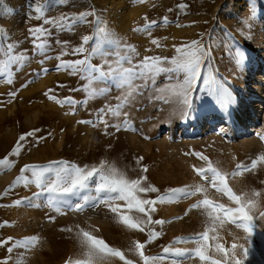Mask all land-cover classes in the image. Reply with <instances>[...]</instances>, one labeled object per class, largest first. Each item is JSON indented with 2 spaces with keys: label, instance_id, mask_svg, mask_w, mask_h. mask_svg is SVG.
Here are the masks:
<instances>
[{
  "label": "rangeland",
  "instance_id": "374dc122",
  "mask_svg": "<svg viewBox=\"0 0 264 264\" xmlns=\"http://www.w3.org/2000/svg\"><path fill=\"white\" fill-rule=\"evenodd\" d=\"M30 4L42 6L45 16L34 18ZM88 11L95 12L87 17L89 22L77 21V14ZM69 15L74 23L61 25L60 18ZM49 19L55 23L46 22ZM150 21L156 23L149 25ZM35 27L51 33L42 36L44 48L33 47L29 29ZM85 36L90 39L82 43ZM0 41V60L8 59L9 44L15 45V53H23L19 63L0 73V159L8 157L13 163L10 169L0 166V240L11 237L22 242L0 246V264L87 261L81 243L84 231L125 257L108 256L95 264H125L126 260L144 264L136 242L145 244V256L157 257L149 264H211L212 260L225 264L216 245L230 252L234 243L250 244L244 264H264V161L259 159L264 156V0H0ZM64 41L67 44L60 43ZM193 41L205 49L206 56L187 109L178 89L174 90L183 82V73L159 72L153 77L142 65L146 57H158L168 60L147 63L173 68L171 58L180 55L177 49L188 50ZM81 46L84 52L73 54ZM93 48L99 49L95 55ZM237 51L246 57L242 66L236 63ZM76 60L101 65L103 79L99 73L84 71V65L68 66ZM61 63L66 66L57 70ZM205 76L228 89L229 104H217L203 82ZM10 92L16 95L10 97ZM33 130L35 134L21 142L19 155H11L19 137ZM253 160L257 161L254 169L232 175L237 164L250 165ZM57 162L89 169L103 162L106 174L115 168L117 177L123 173L128 180L141 179V186H155L158 192L137 195L165 197L150 214L152 221L164 223H146L144 214L129 210L119 198L97 202L94 190H81L78 195L45 190L34 195L41 189L33 182L31 169L24 173L27 186L21 180L5 194L25 165L56 168ZM209 165L224 176L233 193L249 198L253 192L260 193L250 212L256 224L250 241L222 211L213 222L203 205L191 208L204 199L237 207L217 190L221 185L218 180L213 183L211 172L201 176L195 170H207ZM45 177L53 181L55 172ZM185 186L202 190L188 197L177 194L170 202L168 190ZM83 195L90 197V206L70 210L69 204L84 203ZM17 200L23 203L10 206ZM123 216L144 230L127 227L121 222ZM205 231L207 241L190 239ZM149 232L157 235L146 243ZM26 238L36 239L24 246ZM178 239L186 242L177 243ZM201 246L206 247L207 261L172 254L175 249ZM165 247L170 249L168 254ZM236 251L239 258L240 250Z\"/></svg>",
  "mask_w": 264,
  "mask_h": 264
},
{
  "label": "snow or ice",
  "instance_id": "6c2138e0",
  "mask_svg": "<svg viewBox=\"0 0 264 264\" xmlns=\"http://www.w3.org/2000/svg\"><path fill=\"white\" fill-rule=\"evenodd\" d=\"M54 2L59 3V0H54ZM29 7L33 9L36 13V16L34 18L41 19L45 16V9L42 6H34L33 4H30ZM94 16V11H88L77 14V21H83L85 23L89 22L87 21L88 16ZM98 19V18H97ZM165 21L167 18H164ZM67 21L69 26H71L74 21L72 16H62L60 18L61 25H63V22ZM48 23H55L54 20H47ZM156 22L150 21L149 25L155 24ZM29 33L32 36L33 40V47L34 48H44L46 47V44L42 42V36L46 33V29L43 27H35L29 29ZM47 35H51V33H46ZM90 37L85 36L82 38V43H87ZM41 41V42H37ZM67 44V41L60 42ZM153 43H156V41H153ZM15 45L9 44L7 45V55L8 59L0 60V73H3L6 69H10V65L14 63H19L23 58V53H15ZM0 51H3V43L0 41ZM99 51L98 48H93L92 53L95 55ZM73 54H79L84 52V48L76 47L72 50ZM177 52L180 53L178 57L171 58V63L174 65L173 68H160L156 64L149 65L147 62L149 60L151 61H167L168 58H158V57H146L145 62L142 65L143 67L148 68L152 73L153 77L156 73L159 72H168L169 75L172 73H183L184 79L183 82L180 84H177L174 86V90L178 89L179 95L183 97V104L185 108L189 109L191 107L192 101L189 99V94L192 92L194 85L201 80L202 78V65L204 62V57L206 56L205 49H203L198 42L193 41L192 44L189 46L188 50L185 49H177ZM246 57L244 54L240 51H237L235 60L238 66H242L244 63ZM43 62V61H42ZM84 65L83 70L88 73H99V79H103L105 73L102 71L101 65H91L90 63H86L84 60H76L70 62L68 66H71L73 68H76L77 66ZM66 65L64 63L57 65V70H60L64 68ZM43 71H47L44 69ZM131 71V70H128ZM143 75V73H141ZM8 83H11V80L7 81ZM203 82L207 85L210 94L214 97L217 104L219 105H227L230 103L231 97L230 93L228 92V89L223 85L217 83L214 79L210 80L208 77H203ZM16 95L15 92H10L9 96L14 97ZM51 98V97H50ZM71 103V101H68ZM186 114V113H185ZM80 123H91V121H80ZM35 130L32 132L22 134L16 145L14 146L11 155H19L20 149H21V142L24 141L28 136L34 135ZM147 138V137H146ZM261 139H264V137H261ZM198 156L200 154H197ZM142 159V158H139ZM261 161H264V156H261L259 158ZM58 167L53 168L52 165H49L47 167L42 166H34V165H25L21 169V175L16 178V180L13 182L12 185H9V187L5 190V194L10 192L13 187L18 184L21 180H25V186L29 183V181L25 178L24 173L28 172L30 169L32 170L31 174L34 177V183L35 185L41 189V192L35 193L34 195H41L43 191H47L49 193L53 192H60L63 194H72V195H78L81 190L84 191H95L97 194L96 201L100 202L104 198H119L122 200H125L127 203V207L129 210L135 209V211L144 214L147 217L146 223H164V221H152L151 219V212L155 211L153 205H155L157 202H164L165 197H159L158 200L154 199H143L139 198L137 193H148L151 192H158L159 190L155 188V186H141V179H134V180H128L124 177L123 173H120L117 177L115 175L116 169L112 168L109 173L104 172L103 168V162H101L100 167L93 166L91 169H89L87 166L84 168H81L76 165H68L66 162H57ZM0 166H7L9 169L13 166V163L9 161L8 157H4L3 159H0ZM257 166V161L253 160L250 165L245 164H237L236 171L232 173V175H237L243 171H250L254 169ZM37 169H40L39 171ZM198 174L201 176H205L206 171L211 172L213 175V183L218 180L220 182L221 187H219L217 190L225 193L230 200H232L237 207L235 208H225L222 204H214L209 199H204L198 204H194L191 206V208H197L203 205L208 210V217L211 218L213 222L220 219L219 213L222 211L224 213V216L226 219L229 220V222L236 225L238 228H242L244 232L247 234L245 239L250 241V238L253 235V230L256 227V224L254 222V217L250 214L251 210L255 207V200L254 198L256 196H259V192H253L251 193V197L249 198L248 194L244 195H237L233 193L232 189L228 186V184L225 182L224 176L214 167L209 165V168L207 170L205 169H195ZM55 172V180L49 181L45 177V173L48 172ZM144 171H147L145 168ZM95 178V180H93ZM94 183V188L91 186V183ZM202 189L199 186H196L194 190H189L188 186H185L184 188L179 189H169V201L171 202V197H175L177 194H179L182 197H188L191 195H195L196 192L201 191ZM84 201V203H76L75 205L69 204L68 207L70 210L73 208L77 211H82L85 207L90 206L89 201L90 197L87 195H83L80 197ZM50 203H54L52 201L51 197L49 198ZM23 201L17 200L13 202V205L10 206H19L22 204ZM113 212H116V208L111 209ZM191 210V209H189ZM187 212L185 213V215ZM264 215V214H262ZM182 218V217H180ZM49 219H52L49 217ZM121 222L124 223L127 227L132 229H139L143 231L144 229L139 226V224L134 221L129 216H123L120 218ZM142 223H144L142 221ZM5 225H7V222H5ZM84 239L81 241V243L86 247L88 256V260L84 262L78 261L77 264H95L96 261L106 259L108 256H117L121 260H125L124 254L117 249L109 247L105 241L102 239H98L92 235L89 234V232L84 231L82 233ZM157 235L156 233L149 232L148 234V241L146 243H150L154 236ZM203 239L204 241L208 240V231H205L203 233L198 234L194 238L197 242H199L200 239ZM36 238H26V241L24 242V246H27L28 243H31ZM13 241V238L8 237L7 240H0V246L4 245L5 243ZM177 243L180 242H186L182 240H177ZM13 243L17 246H20L22 244L21 241H13ZM145 247V244H142L140 242L135 243V249L137 250V254L140 256V258L144 261V264H149L150 261H155L157 257H148L144 255V252L142 249ZM216 248L219 252L223 253L225 257V264H244V260L248 258L249 255V248L245 247L244 244H232L231 251L226 250L223 245H216ZM237 249L240 250V256L238 258ZM13 249L10 247L8 249L9 252H11ZM165 254H168L170 249L168 247H165L163 249ZM173 255L177 257H185V258H191L192 256L199 257L201 261H207L210 258L206 255V247L201 246L197 247L194 250H187V249H175L172 253ZM125 264H132L131 261H125ZM211 264H221V261L219 260H212Z\"/></svg>",
  "mask_w": 264,
  "mask_h": 264
},
{
  "label": "bare ground",
  "instance_id": "6f19581e",
  "mask_svg": "<svg viewBox=\"0 0 264 264\" xmlns=\"http://www.w3.org/2000/svg\"><path fill=\"white\" fill-rule=\"evenodd\" d=\"M261 45H262V44H261ZM50 76H52V75H50ZM62 82H63V81H62ZM245 97H246V96H245ZM230 109H231V108H230ZM236 110H237V109H236ZM239 110H240V109H239ZM231 111H232V110H231ZM236 113H237V112H236ZM232 114H233V118L236 117V116H235V112H233ZM66 116H67V115H66ZM229 116H231V114H230ZM67 118H68V117H67ZM235 119H236V118H235ZM69 121H70V120H69ZM128 133H129L128 135H130V133H132V132L130 131V129L128 130ZM63 136H64V135H63ZM129 137H131V136H129ZM139 137H140V136H139ZM136 140H137V139H136ZM132 141H133V140H132ZM61 143H62V142H61ZM175 208H176V207H175ZM176 209H177V208H176ZM89 210H90V209H89ZM165 210H166V209H165ZM204 211H205V210H204ZM189 215H190V214H189ZM181 217H183V216L181 215ZM98 219H99V218H98ZM183 219H185V220L187 221V217L184 216Z\"/></svg>",
  "mask_w": 264,
  "mask_h": 264
}]
</instances>
